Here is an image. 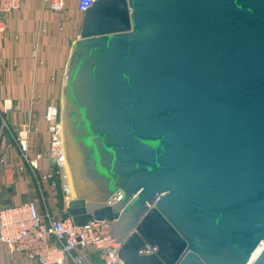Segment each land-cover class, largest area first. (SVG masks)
Instances as JSON below:
<instances>
[{"label":"water","instance_id":"obj_1","mask_svg":"<svg viewBox=\"0 0 264 264\" xmlns=\"http://www.w3.org/2000/svg\"><path fill=\"white\" fill-rule=\"evenodd\" d=\"M61 120L67 212L125 264H264V0H97Z\"/></svg>","mask_w":264,"mask_h":264},{"label":"crops","instance_id":"obj_2","mask_svg":"<svg viewBox=\"0 0 264 264\" xmlns=\"http://www.w3.org/2000/svg\"><path fill=\"white\" fill-rule=\"evenodd\" d=\"M77 1L69 0L66 10L58 14L44 0H24L20 10L3 17L6 30L0 33V129L5 123L6 132L0 135V155L7 164H0V207L41 202L42 196L48 195L46 191L54 193L55 179L38 182L40 174L54 171V160L48 155L50 135L45 113L49 106L62 103L66 61L80 37L84 14L78 10ZM4 100L12 105L10 110L4 111ZM25 122L40 130L31 137L29 147L32 158L38 152L44 155L35 171L29 166L18 170L22 155L15 137ZM49 198L52 207L56 203ZM19 259L22 264H35L17 255L16 261ZM15 262L9 261L6 247L0 243V264Z\"/></svg>","mask_w":264,"mask_h":264},{"label":"built area","instance_id":"obj_3","mask_svg":"<svg viewBox=\"0 0 264 264\" xmlns=\"http://www.w3.org/2000/svg\"><path fill=\"white\" fill-rule=\"evenodd\" d=\"M24 0H0V33L6 30L4 16L22 8ZM49 9L55 13H62L68 0H44ZM97 0H78L77 8L84 13ZM5 110L7 105L4 100ZM45 120L50 133L49 157L60 160L64 152L63 133L61 132V105H51L45 113ZM39 127L31 123L22 125L17 133V141L22 155L18 170L27 166L33 171L39 168V160L43 153L38 152L32 158L29 154L30 140L38 133ZM61 161V160H60ZM0 164H7L4 157H0ZM55 171L40 174L38 182L55 179ZM121 197L116 192L109 200L114 203ZM43 203V205H42ZM107 220H92L85 225H77L68 214L67 208L63 213H57L48 205L47 197L32 200L18 205H4L0 207V243L7 249L9 261L15 262L16 256L26 258L35 264H125L119 255L122 243L111 237V225ZM155 248L148 246L143 253H151Z\"/></svg>","mask_w":264,"mask_h":264},{"label":"rangeland","instance_id":"obj_4","mask_svg":"<svg viewBox=\"0 0 264 264\" xmlns=\"http://www.w3.org/2000/svg\"><path fill=\"white\" fill-rule=\"evenodd\" d=\"M67 5H68V3H67ZM67 62L68 61H66V67H67ZM64 77L66 79V70H65ZM3 105H4V111H7V110H5L4 101H3ZM60 105H62V103ZM60 105H58V106H60ZM25 123H28V122H25ZM25 123H23V124H25ZM22 125H21V129H22ZM5 132H6V128H5V123H4V126H2L0 129V135H1V133H5ZM49 135H50V133H49ZM64 156H65L64 153H62V155L60 156L61 161L57 160V158H56V160H54V162L52 164V167L56 173L55 174L56 186L54 187L55 188L54 193L51 194L50 192L48 193V191H46V193L48 194L46 196L47 199L49 197H51V199L50 198L49 199L52 202L56 203V204L52 205L53 209L55 210V212L60 213V214L63 213V211L68 207L69 203L76 198L75 193L72 189L71 176H70V178H68L67 173H66V169L64 167V162H63ZM0 157H2V155H0ZM38 175H39V173L37 171V176ZM21 258H24V257H21ZM21 260L22 259H19L18 261H16L13 264H22Z\"/></svg>","mask_w":264,"mask_h":264},{"label":"bare ground","instance_id":"obj_5","mask_svg":"<svg viewBox=\"0 0 264 264\" xmlns=\"http://www.w3.org/2000/svg\"><path fill=\"white\" fill-rule=\"evenodd\" d=\"M62 125V124H61ZM61 132L63 133V125L61 126ZM64 155H65V153H64ZM65 159V160H64ZM63 162H64V167H65V169H66V173H67V176H68V178H70V176H71V184H72V189H73V191H74V193H75V196H76V191H75V188H74V184H73V179H72V174H71V171H70V168H69V165H68V163H67V161H66V157L64 156V158H63ZM70 172V173H69ZM71 174V175H70ZM77 197V196H76ZM261 250H262V246H260L258 249H257V251L254 253V255H253V259L254 258H256L257 256H258V254L261 252Z\"/></svg>","mask_w":264,"mask_h":264}]
</instances>
